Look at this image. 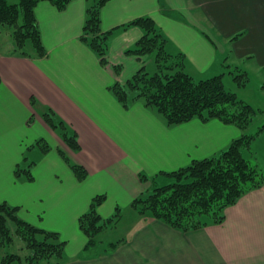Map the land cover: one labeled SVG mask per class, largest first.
<instances>
[{
    "label": "crops",
    "instance_id": "crops-1",
    "mask_svg": "<svg viewBox=\"0 0 264 264\" xmlns=\"http://www.w3.org/2000/svg\"><path fill=\"white\" fill-rule=\"evenodd\" d=\"M97 1L73 0L62 11L49 2L36 7L44 58L0 46V204L59 234L66 242L62 264H264V185L228 207L222 223L189 232L132 208L154 181L166 185L167 173L220 155L242 132L218 120L167 126L142 100L128 98L125 107L112 90L147 67L149 55L128 53L144 36L130 25L139 18L153 19L166 51L183 58L194 79L219 76L232 62L264 90V0H111L100 12L102 31L110 33L107 65L82 40ZM61 123L76 134V149L58 140ZM73 164L86 169L85 180ZM99 195L106 196L98 208L104 219L121 207L133 210L132 218L113 253L84 257L79 219ZM73 237L78 245L70 250Z\"/></svg>",
    "mask_w": 264,
    "mask_h": 264
},
{
    "label": "trees",
    "instance_id": "trees-1",
    "mask_svg": "<svg viewBox=\"0 0 264 264\" xmlns=\"http://www.w3.org/2000/svg\"><path fill=\"white\" fill-rule=\"evenodd\" d=\"M73 0H0V36L2 28L13 29V55L30 56L26 44L32 41L38 58L48 52L43 44L41 30L36 17V7L49 2L58 10H65ZM111 0H98L88 10L82 40L96 52L103 65H107V48L110 33L101 28V9ZM130 25L140 27L144 36L137 45L128 51L137 56L156 53L158 73L154 76L142 68L125 86L116 84L112 90L117 99L127 107L128 88L137 92L136 99L154 109L167 126H177L195 119L204 123L218 120L225 125L237 127L242 135L234 140L229 148L218 156L195 160L189 166L167 173L171 179L166 185L156 187L148 196L137 198L132 207L143 217L152 218L170 227L189 232L220 224L225 219V211L251 191L264 185V169L257 162L244 156L243 151L250 149L256 134L249 129L263 112H258L250 104L239 99L235 93L228 92L223 83V75L195 81L183 68V58L170 55L165 49L166 39L157 30L151 18H139ZM236 74L235 81L240 86L249 82L246 72ZM49 125L56 129L50 115L46 118ZM63 123L59 125L61 128ZM63 128V127H62ZM64 139L76 149L75 135L68 134ZM264 130V125L260 128ZM39 141L38 145L46 152L48 146ZM64 155L63 152H61ZM75 176L83 181L87 178L86 169L71 165ZM30 174V173H29ZM145 179L146 177H142ZM29 180H33L30 175ZM173 182V183H172ZM106 201L105 195L96 196L87 213L79 219L80 230L87 237L82 252L84 257L103 253H113L118 245L109 244L100 251L97 236L115 225L121 214L104 219L98 208ZM19 208L7 203L0 204V248L14 246L20 238L24 243V253H6L0 264H62L66 242L59 234L47 232L21 219Z\"/></svg>",
    "mask_w": 264,
    "mask_h": 264
},
{
    "label": "rangeland",
    "instance_id": "rangeland-1",
    "mask_svg": "<svg viewBox=\"0 0 264 264\" xmlns=\"http://www.w3.org/2000/svg\"><path fill=\"white\" fill-rule=\"evenodd\" d=\"M0 46L3 47L6 51H11V50L12 52L14 51L15 45L13 41V29L11 27L4 26L2 28V32L0 36ZM25 50L26 52L29 53H36L35 47L31 40L27 42ZM223 62L225 63L226 61ZM231 64L232 62H229L225 66L224 70L219 73V76L223 75L222 73L225 74L223 75V83L225 89L228 92L235 93L239 99L250 104L258 112L260 111L263 112L260 116H258L257 120L253 123L252 127L249 129V133L256 134L257 137L254 140V142L251 144L250 149L244 150L243 153L245 157L252 159L254 162H257L260 165V167L264 169V130L263 131L260 130V128L264 125V90L261 89V85H259L256 81H249L245 86H240L235 81L234 76L236 74L238 75L239 73L244 74L243 73L244 71H242L239 68H236L235 66L231 67L230 66ZM158 70L159 69L156 63V53L149 55L147 60L146 71L150 74V76H154L155 74L158 73ZM211 77L212 76L204 77V78H211ZM194 80L200 81L201 79L195 78ZM127 90H128V98L130 100H133L134 98L137 97V92L135 90H131L129 88ZM50 129L53 132L55 131V129L52 127H50ZM56 135L59 137L58 139L59 141H61L65 146L70 147L67 141L64 139V133L62 131L60 132L58 131ZM48 142L50 143L49 140ZM42 144L46 145L48 143L46 141H43ZM36 149L42 151L41 147L39 146ZM37 154L38 152H33L32 155H30L31 160H33L35 158V155ZM166 182L167 180L164 178L156 180V183L154 181L150 189L145 192L144 196H148L150 193H152V191L156 187L163 186ZM132 212L133 210H131L130 208L121 207L120 210L121 216L119 220L115 223V225L107 228L97 236L96 239L99 242V245H103V244L106 245L109 244L110 242L112 243L117 242L120 237V231L125 229L131 221ZM76 242L77 241H74V237H73L70 245V250H73L74 247L78 245V242L77 243ZM22 248H24V243L20 238H18L14 246H11L10 248H0V253L2 254V256H4L6 253H24L21 250Z\"/></svg>",
    "mask_w": 264,
    "mask_h": 264
}]
</instances>
